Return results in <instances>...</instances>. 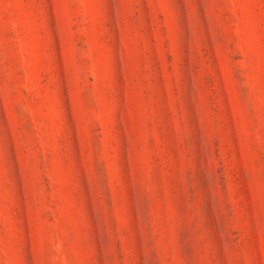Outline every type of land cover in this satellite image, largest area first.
<instances>
[{
	"label": "rangeland",
	"instance_id": "rangeland-1",
	"mask_svg": "<svg viewBox=\"0 0 264 264\" xmlns=\"http://www.w3.org/2000/svg\"><path fill=\"white\" fill-rule=\"evenodd\" d=\"M0 264H264V0H0Z\"/></svg>",
	"mask_w": 264,
	"mask_h": 264
}]
</instances>
